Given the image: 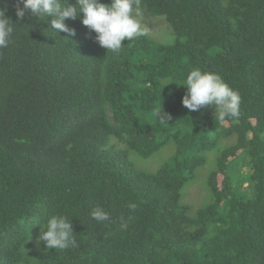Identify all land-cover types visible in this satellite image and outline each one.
<instances>
[{
    "label": "trees",
    "instance_id": "trees-1",
    "mask_svg": "<svg viewBox=\"0 0 264 264\" xmlns=\"http://www.w3.org/2000/svg\"><path fill=\"white\" fill-rule=\"evenodd\" d=\"M16 3L0 0L17 25L0 48V107L40 146L28 152L34 161L28 154L0 156V264H264V0H139L140 14L175 23L187 41L167 67L139 69L151 84L135 83L129 97L114 94L113 104L97 112L101 120L75 97L46 106L66 93L40 59H26L39 48L78 46L92 32L82 16L65 21L75 35L58 34L50 30L52 17L20 20ZM146 41V34L125 40L115 53L125 48L134 56ZM192 68L219 75L239 92L238 117L220 120L211 106H183ZM157 109L171 120L162 124ZM168 147L174 150L159 169L137 166ZM52 167L61 178L40 175ZM223 172L217 189L212 177ZM195 185L204 195L197 207L186 202ZM97 205L108 221L91 218ZM56 214L73 220L78 247L38 244L41 225ZM121 217H131L127 230H120Z\"/></svg>",
    "mask_w": 264,
    "mask_h": 264
},
{
    "label": "clouds",
    "instance_id": "clouds-1",
    "mask_svg": "<svg viewBox=\"0 0 264 264\" xmlns=\"http://www.w3.org/2000/svg\"><path fill=\"white\" fill-rule=\"evenodd\" d=\"M179 4L180 2H176V6ZM14 7L20 20H23L26 14L30 18L40 20L52 17L50 30L58 34L65 32L75 35V30L70 29L65 21L76 20L82 16V24L92 32L88 37H84L78 46L69 48L67 45L56 44L49 49L39 48L32 50L26 59H40L45 71H50L51 75L56 77L66 93L60 99H48L46 106L59 108V104L67 105L70 98L75 97L91 112L90 117L93 119H100L97 112L113 104L114 94L117 92L126 93L129 97V89L135 90V83L150 85L148 78L144 77V73H139V69L145 71L167 67L177 45L187 41L181 38L182 34L175 23H166L156 15L140 14L139 0H111L109 4L101 0H76L75 5L70 4L68 0H17ZM6 11V8L0 10V48L8 47L17 26L7 18ZM144 34L147 41L135 50L134 56L131 50L126 52L125 48L118 54L115 53L122 48L125 40L131 41ZM27 47L23 46L25 49ZM102 48L114 52V56H105ZM121 72L122 75L118 76ZM160 75L169 77L163 70ZM154 83L160 86L156 80ZM183 87L187 89V93L182 104L187 109L197 111L202 107L211 106L214 108L215 117L220 120L239 116L241 96L219 75L192 68ZM158 116L162 124L171 120V116L163 109L156 110V117ZM67 126L65 122L54 130ZM39 146L32 135L18 124L14 115L8 109L0 107V156L28 154L29 157H25L27 162L34 161L37 156L28 152ZM156 158L141 159L137 166L141 165L143 160L152 161ZM53 168L62 170L63 167H52L40 175L61 178L50 173ZM211 168L212 166L208 165L203 175L207 176ZM128 207L135 211L137 205L129 203ZM91 218L98 223H104L109 220L110 214L104 207L97 205L91 212ZM120 219V230H127L131 217L128 220L124 217ZM72 221L63 214L49 217L40 227L38 244L43 242L49 250L60 251L78 247Z\"/></svg>",
    "mask_w": 264,
    "mask_h": 264
},
{
    "label": "rangeland",
    "instance_id": "rangeland-1",
    "mask_svg": "<svg viewBox=\"0 0 264 264\" xmlns=\"http://www.w3.org/2000/svg\"><path fill=\"white\" fill-rule=\"evenodd\" d=\"M173 86H175V82L174 81H173ZM227 129H230L229 125H227ZM231 142L232 141H230L229 143H231ZM168 148H170L169 151L167 150V151L163 152L155 160H152V161L143 160V161H141V166L144 167V168L150 169V170H157L158 167L160 166V164L162 163L163 157L168 156L170 154V152H172V150H174L172 147H168ZM239 153L240 152L235 154L233 157H231V159L237 158ZM230 160H228V161H230ZM205 176L206 175L204 174L203 178ZM225 176H226L225 172H223V174H218V173L214 174V176L212 177L213 186L215 188H217V189H221V185H222V182H223ZM201 192H203V188L202 187H200L198 185H195V186L191 187L190 190H189V197L186 200V202L192 204L194 207L199 206L201 199L204 198V195H202ZM221 203H222V201H221Z\"/></svg>",
    "mask_w": 264,
    "mask_h": 264
}]
</instances>
